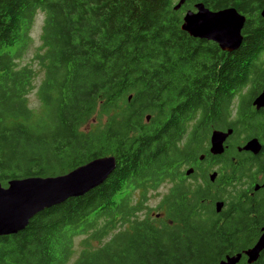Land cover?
<instances>
[{"label":"trees","instance_id":"16d2710c","mask_svg":"<svg viewBox=\"0 0 264 264\" xmlns=\"http://www.w3.org/2000/svg\"><path fill=\"white\" fill-rule=\"evenodd\" d=\"M179 1L0 0V182L116 158L101 184L1 235L0 264H219L255 244L264 192L248 194L245 180L256 173L255 160L243 166L235 149L207 163L217 167L214 181L198 167L185 174L206 151L204 126L233 129L237 140L257 132L260 115L231 114L264 112L253 105L264 90V0H185L176 9ZM199 2L246 16L237 49L182 30ZM39 12L33 61L43 78L31 107L38 72L19 61ZM240 122L251 128L241 131ZM164 184L169 192L155 216L148 192ZM237 264H248L246 257ZM252 264H264V250Z\"/></svg>","mask_w":264,"mask_h":264},{"label":"water","instance_id":"95a60500","mask_svg":"<svg viewBox=\"0 0 264 264\" xmlns=\"http://www.w3.org/2000/svg\"><path fill=\"white\" fill-rule=\"evenodd\" d=\"M185 0H180L176 9ZM195 10H187L181 25L182 30L191 36L216 42L224 51L237 49L242 41V29L246 16L234 7L211 10L203 2L196 3ZM264 18V7L261 11ZM253 105L257 109L264 106V90L254 99ZM150 117L147 116V119ZM215 130L211 135V153L220 155L224 152V141L231 133ZM256 138L251 139L245 150L254 153L259 151ZM116 166L113 155L95 158L85 164L56 176H31L13 178L7 186L0 182V236L18 233L26 228L29 221L39 212L53 205L59 204L70 197L82 196L89 190L101 184L111 174ZM193 168L186 171L187 175ZM216 173L210 175L214 181ZM264 185V184H263ZM223 201L216 202L215 209L220 212ZM264 250V226L255 244L242 252L227 255L219 264H237L243 256L248 264L254 263Z\"/></svg>","mask_w":264,"mask_h":264},{"label":"flooded vegetation","instance_id":"af4514ba","mask_svg":"<svg viewBox=\"0 0 264 264\" xmlns=\"http://www.w3.org/2000/svg\"><path fill=\"white\" fill-rule=\"evenodd\" d=\"M262 107L264 108V106H262ZM249 113H251L252 115H260L259 119L260 118L261 119L258 120V122L256 123L257 132L256 133L254 132L255 135L248 136L250 133L244 134L242 136L243 137L242 140H240V139L237 140L233 137V135H232L233 129L222 130V128H213V127L204 126L203 128L206 129L208 132V135L206 136L205 141H204V146H205L206 151L199 156L195 165L188 167L187 170L189 168H193V172H194L195 168L202 167V164H207L210 162H211L210 164H212V162L224 160L227 155L231 154V150L234 151L236 149L237 151H239L240 153H243V155H245L246 159H244V161L242 163L243 166H248L249 162H251L252 159L255 160V166L252 165L250 172L256 171V173L254 174L253 178H246L245 179L247 181V184H246L247 189L250 188L248 191V194L254 195V192H256V191L264 192V185H263L264 184V112H232L231 117H234L236 115L238 116L239 114H249ZM217 114H219V116L222 117L221 112H218ZM245 121H248V120H245ZM239 126H240L241 131H248L251 128V126L249 124H246V123L242 124L241 122H240ZM215 130L222 131L225 133H228L230 130L232 131L227 136V138L225 139V141H224V152L220 155H215V154L211 153V151H210L211 135ZM253 138H256L258 140V144L260 146L259 151L256 153H254L250 150L244 149V146ZM205 170L208 173L209 170L204 169V171ZM214 172L217 174L216 175V178H217L218 171H215V170H212L211 172H209L208 177L210 178V175ZM250 172L248 171L246 173V175H248ZM185 176H189V175L185 174ZM169 188H170V186H169ZM168 192H169V189H167L165 194H167ZM165 194H163V196ZM218 201L224 202L223 199L215 200V202H214L215 206H216V202H218ZM224 205H225V202H224ZM224 205H223V207H224ZM162 215L163 216L165 215V211H162Z\"/></svg>","mask_w":264,"mask_h":264},{"label":"rangeland","instance_id":"374dc122","mask_svg":"<svg viewBox=\"0 0 264 264\" xmlns=\"http://www.w3.org/2000/svg\"><path fill=\"white\" fill-rule=\"evenodd\" d=\"M44 21V14L43 12H39L36 16L34 25L32 27V30L30 32V39L28 40V45L26 48V51L24 53L23 58L19 61L20 65L24 64H31L35 70L38 72V76L35 79V89L31 91L28 95L29 104L31 107H38L39 101L36 96L37 87L39 86L42 78H43V72L40 70V67L37 65L36 61H33L34 55L36 54L39 46L41 45V33H42V25ZM207 164H202V167H198V173H201L203 169H208L206 167ZM212 170L217 171V167H214L213 169L209 170L211 172ZM207 173V176H208ZM169 184H164L161 187H159L156 191L148 192V200L146 202V206L150 207L152 210V215H157V213H161V210H158L157 205L161 201L163 194L166 193L167 189H169ZM133 192V198L134 201L140 199V193L138 189L132 190ZM120 195L116 197V199H119ZM156 208V209H155ZM155 215V216H156ZM84 235L78 236L75 238V246L74 249L76 251L75 257L79 254L81 251V240L84 238ZM73 259V258H72Z\"/></svg>","mask_w":264,"mask_h":264}]
</instances>
